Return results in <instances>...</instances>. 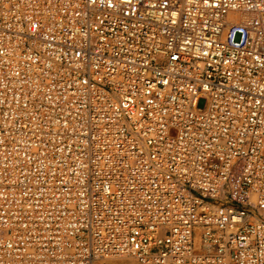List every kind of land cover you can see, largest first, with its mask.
<instances>
[{"label":"built area","instance_id":"built-area-1","mask_svg":"<svg viewBox=\"0 0 264 264\" xmlns=\"http://www.w3.org/2000/svg\"><path fill=\"white\" fill-rule=\"evenodd\" d=\"M121 256L264 264V0H0V264Z\"/></svg>","mask_w":264,"mask_h":264},{"label":"rangeland","instance_id":"rangeland-1","mask_svg":"<svg viewBox=\"0 0 264 264\" xmlns=\"http://www.w3.org/2000/svg\"><path fill=\"white\" fill-rule=\"evenodd\" d=\"M199 106H200V107L203 106V101L200 102ZM123 257H124V258H122V257H113V258H110V259H108V260L101 261L100 264H109V262H110L111 260H117V259H126V260L130 261L131 264H141V263L137 262V261H136L134 258H132V257H128V256H123ZM106 261H107V262H106ZM112 262H113V261H112Z\"/></svg>","mask_w":264,"mask_h":264},{"label":"bare ground","instance_id":"bare-ground-1","mask_svg":"<svg viewBox=\"0 0 264 264\" xmlns=\"http://www.w3.org/2000/svg\"><path fill=\"white\" fill-rule=\"evenodd\" d=\"M122 258H124L123 256H121ZM113 261V262H112ZM107 262V261H106ZM97 264H100V262L99 263H97ZM109 264H131V262L130 261H128V260H126V259H117V260H111L110 262H109Z\"/></svg>","mask_w":264,"mask_h":264}]
</instances>
